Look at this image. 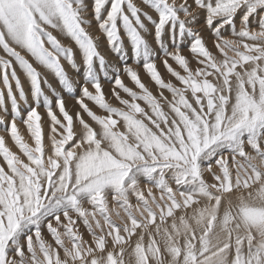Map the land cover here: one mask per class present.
Returning <instances> with one entry per match:
<instances>
[{"label":"snow or ice","instance_id":"snow-or-ice-1","mask_svg":"<svg viewBox=\"0 0 264 264\" xmlns=\"http://www.w3.org/2000/svg\"><path fill=\"white\" fill-rule=\"evenodd\" d=\"M201 13L219 55L193 27ZM93 20L121 67L100 51L89 31ZM186 39L195 69L181 52ZM0 52L5 115V89L11 104V119L0 116V126L26 158L0 135V264H264V0H0ZM158 57L182 86L165 81ZM129 60L171 100L163 91L154 95ZM81 62L77 103L98 127L78 112V136L63 96L36 65L72 95L65 63L80 71ZM17 66L35 106L27 104ZM102 79L122 107L108 101ZM41 103L51 120V154Z\"/></svg>","mask_w":264,"mask_h":264},{"label":"bare ground","instance_id":"bare-ground-1","mask_svg":"<svg viewBox=\"0 0 264 264\" xmlns=\"http://www.w3.org/2000/svg\"><path fill=\"white\" fill-rule=\"evenodd\" d=\"M89 4H91V0H89ZM152 14L155 15V13H152ZM203 23H199L196 26L193 25V27L194 28H198L200 30V34L203 36V38H204L207 46L214 53H217V50L213 47V42L215 40V36H214V34L210 30L206 31V27L204 26ZM252 27L253 28L256 27L255 22L252 23ZM94 28L96 29V32L98 34H101L103 36V41L108 45V42H107L106 37L99 30L98 26L97 27H94ZM237 28H239V23H237ZM228 33H230L228 30H225L224 31V35L225 36H228L229 38H233V39L236 38V37H234L232 35L229 36ZM57 35L59 36L58 33H57ZM123 35L124 34L122 33V36ZM60 38L63 40V42L65 44H71L72 43L71 41H69L67 39H64L63 37H60ZM124 39H125V36H124ZM165 39H167V38H165ZM184 42H186V41H184ZM126 43H128V42H126ZM99 44H100V51L106 56L107 60L110 63H113V64L116 63V61H115V60H117L116 57L113 56V54L105 53L104 50H103V48H102V46H101L100 41H99ZM72 46L75 47L74 44ZM108 47H109V45H108ZM183 49H185V51H187V54H188V52H189L188 51L189 50V40L186 43V45L183 46ZM183 52H184V50H183ZM0 54H2V52H0ZM183 54H185V52ZM29 59H32V58L29 56ZM77 60L80 61L79 54H77ZM130 61H132V60H130ZM189 61H191V60H189ZM191 62H193V61H191ZM13 63L15 64V62H13ZM33 63L35 64V61H33ZM128 63L139 72V75L144 74V72H140L141 71V68L140 67H135V63H133V62H128ZM195 63H196V61H195ZM118 65H119V63L117 64V67H119ZM157 65H159V64H157ZM36 67L38 68L39 71H41L42 75L47 78L48 84H50L51 88L54 89L56 93H59L60 95L63 96V98L65 100V107H66V109L74 117V130L77 132V135L79 136V133L81 132L82 127L78 123V120L76 119V114L79 112L86 121L91 120V118L87 115V113L83 112V110L80 108L79 104L77 103V97L81 95V86L84 83L83 65H82V62H81V70L80 71H74V70H72L67 65V63H65L66 70L68 71V74H69L70 78L73 80V84H74V94H72V95H69L64 90V88L60 85V83L58 82V80L54 77V75L51 72H49L48 70L44 69L42 66L36 65ZM158 69L161 70V68H158ZM17 73L20 76V79H21L22 84L24 86L25 92L27 94V104L28 105H32V106H35L34 99H33V96L31 94V89H30L29 81H28L27 77L24 75V73L19 69L18 66H17ZM161 74L165 78H169V79L171 78L172 80H174V78H175L169 72L167 74H164V73L161 72ZM121 75H122V78L124 79L125 84L128 87H132L134 90H136L134 83L131 82V80L127 76V74L121 72ZM145 77H147V75H144L143 79H141V80L144 81V83H146V85H150L153 88L154 92H155V89L158 88V87L156 88V86H154L155 85V82H153L151 79L150 80H144ZM167 80L168 79H166V81ZM176 81L177 80H175V83H176ZM101 83L103 85V89H104L106 98H108V101L110 103H112L114 106L122 107V105L119 103V101L112 94L111 89L113 87V84L111 82H109L108 80H106V79H102L101 80ZM42 88H43L45 94H47L48 96L51 97V99L53 101V110L56 112L57 116L60 117L61 120H62L63 117L59 113L58 108L56 107V99H57L56 95L54 94L53 91H51L49 89V87L47 85H45V83H44L43 80H42ZM0 89H4V85L2 84V80H0ZM89 89L90 90H93L91 84H89ZM117 90L120 91L122 97H124V98H130L122 90H119V89H117ZM13 91L17 94V99H18V102L20 103V108H21V114H22V116H26V113H27V111L29 109L25 106L24 101L20 99L19 94H18V91L15 88L14 82H13ZM163 92L165 93V95L167 97L169 96L171 98V93L169 91H167L166 89H164ZM159 94H160V92H157V95L156 94L155 95L157 97H159ZM4 100H5V104H6L7 108H8V114L5 115V112L3 111V109L0 108V116H4V118H5L6 121H10V119H11V104L9 102V98H8V94H7L6 89L4 90ZM85 103H88L89 104V107L92 108L93 111H96L97 114L106 115V113L103 110L99 109L98 106L92 107L94 105L93 102L88 101L87 99H85ZM141 104H142V106H145L147 108V106L144 105V103L142 101H141ZM37 110H38V112L40 113V115L42 117L41 124H42L43 130H44V138H45L44 142H45V145H46V151L48 152V154H51V142L49 140V135H50V130H51V120H50V117L47 114V110H46L45 106L43 105V103L40 104V106L37 108ZM17 124H18V127H19L21 133L24 135L25 139L29 143H34L33 140H32V138H31V136H30V134H29V132H28V130H27V128H26V126L23 124V121L18 119L17 120ZM90 124H93L94 127H98L97 125H95V122L92 121V120H91V123ZM0 135H4L5 136V140H6L7 145L13 151H15L18 154H20L22 158H25V157H23V154L20 153V150H19L18 146L15 145V143L11 140L10 134L2 126H0ZM57 138H59V136H57ZM0 163H4L2 157H0ZM206 178L209 179V181L211 182V179L212 178L210 176H206ZM142 186H143V181H142ZM154 191H157V190L154 189ZM109 200L111 201V194H109ZM133 203H135V200L134 199H133ZM85 206H87V205H85ZM78 223H79V221H78ZM80 231L83 233L84 238L86 240H89L91 242V237H90L89 233L87 232V230L85 229V227L82 224H80ZM42 232H43L44 238L46 240H48L50 243H54L53 240H52V238H51V236H50V234L47 232L46 228L42 229ZM135 239L136 238L133 237V241H135Z\"/></svg>","mask_w":264,"mask_h":264},{"label":"rangeland","instance_id":"rangeland-1","mask_svg":"<svg viewBox=\"0 0 264 264\" xmlns=\"http://www.w3.org/2000/svg\"><path fill=\"white\" fill-rule=\"evenodd\" d=\"M88 2H89V0H88ZM177 2L179 3L180 2V0H177ZM89 18H91V15H90V17ZM204 22V19H203V13H201V19H200V21H198L197 22V24H195L194 26H196V25H198L199 23H203ZM237 23H239V17H237ZM204 24V23H203ZM94 27H97V24H96V22L93 20V22H92V25H91V27H90V29H89V31L92 33V35H94L95 37H99V41H100V43H101V46H102V48H103V50H104V52L105 53H108V54H113L111 51H110V49H109V47H108V45L103 41V36L101 35V34H98L97 32H96V29L94 28ZM209 29H207L206 28V31H208ZM228 35L229 36H231V33H228ZM146 38L149 40V42L152 44V46L155 48L156 47V42H155V39H154V37H153V35H151V34H148L147 36H146ZM167 38V37H166ZM186 42H184L183 44H182V46H181V52L182 53H184L185 52V56L187 55V57H189V60H191V61H193L194 63H195V59H193V56H192V54L190 53V51L188 52V54H187V51H185V49H183V46L184 45H186V43L188 42V40L186 39L185 40ZM124 42H125V46H126V48L128 49V51L130 52V47H129V42H128V40H127V38H126V36H125V39H124ZM126 42H128V43H126ZM170 47H171V45H170ZM183 50H184V52H183ZM157 51H159V49L157 48ZM113 56H115L116 57V59L117 60H115L116 61V63H114L116 66H117V64L119 63V67H121V62H120V59L116 56V55H114L113 54ZM191 58V59H190ZM190 61V66L193 68V69H195L196 67H198L199 65H198V62L196 61V65L193 63V62H191ZM128 62H133V61H128ZM134 63V62H133ZM156 63L157 64H159V65H157V67L158 68H161V70H159L160 72H162V73H164V74H167L168 73V71L166 70V68H165V66L163 65V63H162V60L158 57L157 58V61H156ZM169 63H171L172 64V66L176 69V70H178V71H181V73L182 74H184L183 73V70L181 69V68H179V66L173 61V60H171V59H169ZM135 67H140L141 68V71L140 72H144V74H142V75H140V77H141V79H143V77H144V75H147V77H145V79L144 80H150V77H149V75L145 72V70L143 69V67H142V64H136L135 63ZM164 79H165V81H166V79H168L167 81H171L172 83H174V84H177L178 86H182V85H179V81H176V83H175V78H174V80H172L171 78L169 79V78H165V77H163ZM144 82V81H143ZM146 84V83H145ZM150 90H152L153 91V94L155 95H157V92H161V91H163L164 89H161V88H159L156 84L154 85V86H156V88L157 89H155V92H154V90H153V88L150 86V85H146ZM135 89L138 91L139 89L135 86ZM167 90V89H166ZM168 91V90H167ZM163 94H164V96H166L165 95V93L163 92ZM167 97V96H166ZM159 98V97H158ZM108 99V98H107ZM168 99L169 100H171V98L168 96ZM189 99H192L191 98V96L189 95ZM161 103L164 105V108H165V111H170L169 110V108H168V105H167V103L165 102V101H163V99H161ZM92 107H96V105L94 104ZM102 110V109H101ZM146 110H148L147 108H146ZM88 122H90L91 123V120H89Z\"/></svg>","mask_w":264,"mask_h":264}]
</instances>
